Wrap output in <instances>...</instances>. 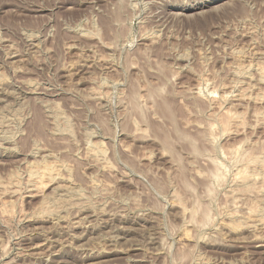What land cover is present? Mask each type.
Masks as SVG:
<instances>
[{
  "label": "rangeland",
  "instance_id": "rangeland-1",
  "mask_svg": "<svg viewBox=\"0 0 264 264\" xmlns=\"http://www.w3.org/2000/svg\"><path fill=\"white\" fill-rule=\"evenodd\" d=\"M263 166L264 0H0V264H264Z\"/></svg>",
  "mask_w": 264,
  "mask_h": 264
},
{
  "label": "bare ground",
  "instance_id": "bare-ground-1",
  "mask_svg": "<svg viewBox=\"0 0 264 264\" xmlns=\"http://www.w3.org/2000/svg\"><path fill=\"white\" fill-rule=\"evenodd\" d=\"M257 71H258V70H257ZM259 71H260V70H259ZM260 73H261V72H260ZM216 118H217V117H216ZM229 118H230V117H229ZM222 121H223V120H222ZM221 123H222V122H221ZM228 123H229V122H228ZM225 126H226V125H225ZM209 130H210V129H209ZM211 130H212V129H211ZM207 134H208V132H207ZM179 136H180V135H179ZM208 136H209V135H208ZM210 136H211V135H210ZM182 137H183V136H182ZM192 142H194V141H192ZM192 142H191V143H192ZM194 143H195V142H194ZM188 145H189V144H188ZM195 149H196V148H195ZM195 149L193 148L194 151H196ZM193 150H192V151H193ZM232 150H233V149H232ZM236 150H237V148H236ZM237 151H238V150H237ZM237 151H236V152H237ZM232 152H233V151H232ZM240 152H241V151H240ZM234 153H235V152H234ZM244 153H245V152H244ZM240 154H241V153H240ZM240 154H239V155H240ZM241 155H242V154H241ZM233 156H235V155H233ZM243 156L246 157V155H243ZM248 156H249V155H248ZM238 158H239V157H238ZM242 159L244 160V158H242ZM245 159H247V157H246ZM255 159H256V158H255ZM255 159H253V160L255 161ZM237 160H238V159H237ZM211 161H212V160H211ZM251 161H252V160H251ZM255 162H256V161H255ZM262 164H263V163H262ZM38 165H39V164H38ZM31 166H33V165H31ZM263 168H264V166H263ZM35 169H36V168H35ZM48 169H49V167H48V168H44V169H42V173L39 174V175H40V176H44V175L47 174V173L50 174V172H53V171H50V170H49L50 172H47V173H46V171H47ZM51 169H53V167H52ZM218 169H219V168H218ZM216 170H217V167H216ZM221 170H222V169H221ZM223 170H224V169H223ZM244 170H245V169H244ZM263 170H264V169H263ZM39 172H40V171H38V173H39ZM217 172H218V171H217ZM245 172H246V171H245ZM29 173H30V172H29ZM49 174H48V175H49ZM215 174H217V173L215 172ZM223 174H224V173H223ZM31 175H33V174H31ZM31 175H30V177H31ZM35 175H36V174H34V176H32V177H34V179L36 178ZM39 175H37V178H39V180H41L43 177H39ZM240 175H241V176H240ZM263 175H264V174H263ZM45 176H46V175H45ZM45 176H44V177H45ZM212 176H213V175H212ZM217 176H218V175H217ZM219 176H220V174H219ZM221 176H222V175H221ZM244 176H245V174H243V171L239 173V176H238V174H237V177H243V178H244ZM30 177H29V178H30ZM249 177H251V176H249ZM263 177H264V176H263ZM37 178H36L35 180H37ZM215 178H217V177H215ZM221 178H222V177H221ZM223 178H224V177H223ZM251 178L253 179V177H251ZM251 178H250V179H251ZM32 179H33V178H32ZM238 179H239V178H238ZM241 179H242V178H241ZM244 179H245V180H248V179H246V177H245ZM214 180H215V179H214ZM216 180H217V179H216ZM218 180H219V179H218ZM250 181H251V180H250ZM218 182H219V181H217V183H218ZM220 182H221V181H220ZM241 182H242V181H241ZM248 182H249V181H248ZM246 183H247V182H246ZM241 184H242V183H241ZM243 184H244V183H243ZM245 185H246V184H245ZM247 185H248V184H247ZM207 190H208V189H207ZM194 211H195V210H194ZM194 211H193V212H194ZM203 213H204V212H203ZM184 214H185V213H184ZM189 214H190V213H189ZM182 215H183V214H182ZM207 215H208V214H207ZM194 217H195V215H194ZM209 220H210V219H209ZM201 221H202V220H201ZM193 222H194V221H193ZM206 223H208V221H207ZM209 223H211V222H209ZM194 224H195V223H194ZM257 225H258V224H257ZM258 226H260V227L263 226V227H264V224L260 222V224H259ZM200 227H201V225H200ZM250 228H251V227H250ZM252 230H253V229H252ZM181 239L184 240V241L187 240V239H189L188 236L186 235V232L183 233V234H181ZM256 240L258 241V239H256ZM35 248H36V247H35ZM21 251H22V250H21ZM47 260H48V259H47Z\"/></svg>",
  "mask_w": 264,
  "mask_h": 264
}]
</instances>
